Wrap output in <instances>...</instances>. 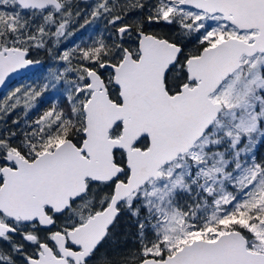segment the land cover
<instances>
[{
  "label": "snow or ice",
  "instance_id": "1",
  "mask_svg": "<svg viewBox=\"0 0 264 264\" xmlns=\"http://www.w3.org/2000/svg\"><path fill=\"white\" fill-rule=\"evenodd\" d=\"M91 18L111 43L51 73L75 76L68 111L0 133V264H264V0H96ZM73 22L71 0H0V84ZM47 87L0 112L27 115ZM123 211L135 249L98 255Z\"/></svg>",
  "mask_w": 264,
  "mask_h": 264
},
{
  "label": "trees",
  "instance_id": "2",
  "mask_svg": "<svg viewBox=\"0 0 264 264\" xmlns=\"http://www.w3.org/2000/svg\"><path fill=\"white\" fill-rule=\"evenodd\" d=\"M121 2H123V0H121ZM71 3L74 22L67 29V32L71 33V35L62 38L57 46H53V44L49 43L46 48H33L29 52L28 58L33 61H41V66L24 72L7 91L0 92V103H2L16 88H24L27 90V88L32 87L35 88L36 91H41L45 84L48 85L47 89L42 91L41 96L35 101L36 107L28 111L27 115H25L23 107L17 108L10 114L0 112V133L6 135L9 132H16L17 141L22 138L25 132H30V125L42 115L43 112L52 108L54 104L57 106L58 110L64 109L68 111V85L63 83L62 80H73L75 76L73 73L69 72L62 80H55L54 83H51V73L59 74L63 73L64 70L69 67H78L77 58H73L71 64H69L61 60L60 56L66 50L85 47L101 37L108 40L110 36L111 29L106 24L107 18H100L95 21L91 18V10L96 0H71ZM77 11L80 12L78 17L75 16ZM24 15L27 17L30 16L31 13L25 12ZM86 20L89 21L88 24L85 23ZM40 22V19H36L34 25H38ZM151 30L169 32L167 28H156ZM171 31L174 33L175 28L173 27ZM108 42L111 43V40H108ZM125 46H129V44H125ZM48 49H51V51ZM108 71V69L102 70L103 75L107 76ZM14 120H19V123L14 125ZM255 158L258 162L264 161V139L256 146ZM141 218H143V215ZM111 232L113 235L110 237V240L100 248L98 255L107 252L109 255L115 256L116 253H123L135 249L137 222L127 211L121 213L115 225L112 227ZM113 241H116V243H113Z\"/></svg>",
  "mask_w": 264,
  "mask_h": 264
},
{
  "label": "water",
  "instance_id": "3",
  "mask_svg": "<svg viewBox=\"0 0 264 264\" xmlns=\"http://www.w3.org/2000/svg\"><path fill=\"white\" fill-rule=\"evenodd\" d=\"M27 59L31 60L30 58L27 57ZM33 61V60H31ZM42 62L41 61H33L32 64L18 69L15 72L10 73L8 76L5 77V80L2 84H0V92H4L6 91L16 80H18V78L20 77L21 74H23L24 72L37 68L39 66H41Z\"/></svg>",
  "mask_w": 264,
  "mask_h": 264
},
{
  "label": "flooded vegetation",
  "instance_id": "4",
  "mask_svg": "<svg viewBox=\"0 0 264 264\" xmlns=\"http://www.w3.org/2000/svg\"><path fill=\"white\" fill-rule=\"evenodd\" d=\"M86 1H89V0H86ZM195 43H196L195 41H192V43H189V44L187 45V47L185 48V53H186V54L188 53V51H189L190 49L194 48ZM261 141H262V139H259V140L257 141V143H256V145H255V147H254V155H255V151H256V146H258L259 143H260ZM62 221H63V218L58 219V220H57V225H59L60 223H62ZM51 230L55 231L56 229H55V227H53ZM40 234H41V236H44V235L47 234V232L44 231V230H41V233H40ZM0 247H7V245L3 244V242H0Z\"/></svg>",
  "mask_w": 264,
  "mask_h": 264
},
{
  "label": "rangeland",
  "instance_id": "5",
  "mask_svg": "<svg viewBox=\"0 0 264 264\" xmlns=\"http://www.w3.org/2000/svg\"><path fill=\"white\" fill-rule=\"evenodd\" d=\"M65 81L66 80H62V82L63 83H65ZM55 82V80L52 78V76H51V83H54ZM57 85H58V83H57ZM260 138H258L257 139V141L259 140ZM228 190L229 191H233L234 189L229 185V187H228ZM179 202H180V204L183 206V205H185L186 203H188V200H187V198L186 197H180L179 198ZM186 210V209H185Z\"/></svg>",
  "mask_w": 264,
  "mask_h": 264
}]
</instances>
